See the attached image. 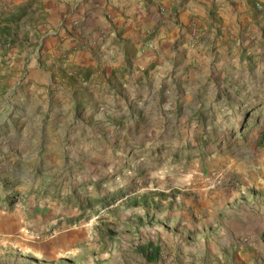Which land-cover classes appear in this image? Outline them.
<instances>
[{
	"label": "rangeland",
	"instance_id": "rangeland-1",
	"mask_svg": "<svg viewBox=\"0 0 264 264\" xmlns=\"http://www.w3.org/2000/svg\"><path fill=\"white\" fill-rule=\"evenodd\" d=\"M33 7L0 24V264H211L190 247L214 222L264 223V45L240 43L222 83L174 67L129 93L41 54L55 30Z\"/></svg>",
	"mask_w": 264,
	"mask_h": 264
},
{
	"label": "crops",
	"instance_id": "crops-1",
	"mask_svg": "<svg viewBox=\"0 0 264 264\" xmlns=\"http://www.w3.org/2000/svg\"><path fill=\"white\" fill-rule=\"evenodd\" d=\"M28 3L55 30L47 32L55 36L39 43L41 54L66 57L55 66L84 83L105 76L116 79L129 93L143 82L163 85L164 72L174 67L178 68L174 78L188 76V85L222 83L225 78H219L218 72L231 67L240 43H248L249 54L260 52L264 45V0H0V14ZM74 47L77 50L67 52ZM41 65L40 60L29 66ZM23 66L20 60L18 67ZM188 66L195 69L181 75ZM38 82L31 72L22 81L30 86ZM240 220L242 216L231 224L214 222L211 238L190 247L198 253L195 259L210 255L206 259L211 264H232L233 259L250 264L252 257L264 258V223L259 218Z\"/></svg>",
	"mask_w": 264,
	"mask_h": 264
},
{
	"label": "trees",
	"instance_id": "trees-1",
	"mask_svg": "<svg viewBox=\"0 0 264 264\" xmlns=\"http://www.w3.org/2000/svg\"><path fill=\"white\" fill-rule=\"evenodd\" d=\"M28 6H29V3L23 5L21 9L17 10V12L14 14L1 13L0 16H2V18H0V24L3 22V20L9 21V22H18L21 18L25 16L26 14L25 10L27 9ZM0 31L2 32V29H0ZM262 136H264V134ZM142 250L147 255V258L149 260H152L153 262L156 261L160 255V247L157 245H154L153 243H148L147 245H145V247H143Z\"/></svg>",
	"mask_w": 264,
	"mask_h": 264
},
{
	"label": "built area",
	"instance_id": "built-area-1",
	"mask_svg": "<svg viewBox=\"0 0 264 264\" xmlns=\"http://www.w3.org/2000/svg\"><path fill=\"white\" fill-rule=\"evenodd\" d=\"M193 24V23H192ZM194 32V31H193ZM222 183H223V178L221 177V176H217V177H215L214 178V180H213V185L214 186H220V185H222Z\"/></svg>",
	"mask_w": 264,
	"mask_h": 264
}]
</instances>
